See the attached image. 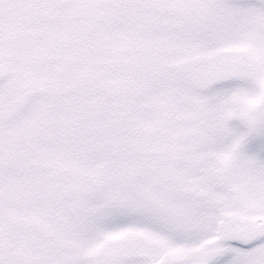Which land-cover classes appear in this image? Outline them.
<instances>
[{
	"label": "snow or ice",
	"instance_id": "snow-or-ice-1",
	"mask_svg": "<svg viewBox=\"0 0 264 264\" xmlns=\"http://www.w3.org/2000/svg\"><path fill=\"white\" fill-rule=\"evenodd\" d=\"M0 264H264V0H0Z\"/></svg>",
	"mask_w": 264,
	"mask_h": 264
}]
</instances>
